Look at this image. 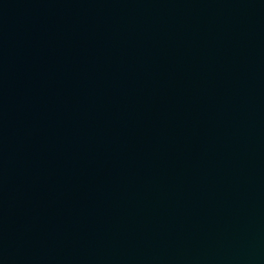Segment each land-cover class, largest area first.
Segmentation results:
<instances>
[{
	"label": "water",
	"instance_id": "obj_1",
	"mask_svg": "<svg viewBox=\"0 0 264 264\" xmlns=\"http://www.w3.org/2000/svg\"><path fill=\"white\" fill-rule=\"evenodd\" d=\"M0 264H264V0H0Z\"/></svg>",
	"mask_w": 264,
	"mask_h": 264
}]
</instances>
